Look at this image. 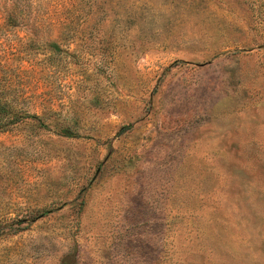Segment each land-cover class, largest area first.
I'll return each mask as SVG.
<instances>
[{"label":"rangeland","instance_id":"374dc122","mask_svg":"<svg viewBox=\"0 0 264 264\" xmlns=\"http://www.w3.org/2000/svg\"><path fill=\"white\" fill-rule=\"evenodd\" d=\"M0 264H264V0H0Z\"/></svg>","mask_w":264,"mask_h":264},{"label":"trees","instance_id":"16d2710c","mask_svg":"<svg viewBox=\"0 0 264 264\" xmlns=\"http://www.w3.org/2000/svg\"><path fill=\"white\" fill-rule=\"evenodd\" d=\"M27 118L25 112L16 107L14 101L8 96L0 93V132L7 131L12 126ZM2 230L0 229V235Z\"/></svg>","mask_w":264,"mask_h":264}]
</instances>
